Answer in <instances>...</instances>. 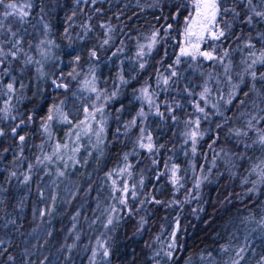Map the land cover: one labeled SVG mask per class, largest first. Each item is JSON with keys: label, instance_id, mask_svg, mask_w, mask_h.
Wrapping results in <instances>:
<instances>
[{"label": "trees", "instance_id": "16d2710c", "mask_svg": "<svg viewBox=\"0 0 264 264\" xmlns=\"http://www.w3.org/2000/svg\"><path fill=\"white\" fill-rule=\"evenodd\" d=\"M27 2L0 0V264H264V0H217L211 59L181 54L195 0Z\"/></svg>", "mask_w": 264, "mask_h": 264}, {"label": "snow or ice", "instance_id": "6c2138e0", "mask_svg": "<svg viewBox=\"0 0 264 264\" xmlns=\"http://www.w3.org/2000/svg\"><path fill=\"white\" fill-rule=\"evenodd\" d=\"M8 7L16 10V4L15 3L9 4ZM195 7H196V15H197L198 20L193 21V26L196 25L197 23H199L202 30H209V25L214 24V22L216 20V16L219 12L217 0H196ZM17 14L20 16L26 15L23 8L18 9ZM262 15H264V14H262ZM187 33L189 36L194 34L192 32V26L189 27V29L187 30ZM213 35L215 36V34H213ZM219 35L222 36L223 32L221 31L219 33ZM202 38L203 37H201V39ZM216 38H219V37L216 36ZM193 47L198 50L199 45H194ZM181 54L182 55H189L190 53L188 52L187 49H181ZM201 55H204L205 57H207L209 59L212 58L210 53H201ZM177 62H179V61H177ZM8 87L11 88L12 86L9 85ZM205 91H207V89H205ZM200 110L203 111V109H200ZM20 139L23 140L24 138L21 137ZM148 147H151V146L148 145ZM133 195H135V193H133Z\"/></svg>", "mask_w": 264, "mask_h": 264}, {"label": "rangeland", "instance_id": "374dc122", "mask_svg": "<svg viewBox=\"0 0 264 264\" xmlns=\"http://www.w3.org/2000/svg\"><path fill=\"white\" fill-rule=\"evenodd\" d=\"M27 1H28L27 2L28 5H29L30 2H31V0L30 1L27 0ZM195 4H196V0H195ZM20 8H22V7L21 6L20 7L19 6L18 7L16 6V10L17 9H20ZM196 20H198V18H197L196 11H195V14H194L193 18L191 19V21H190V23H189V25L187 27V30H188L189 27L192 26V32L194 34L191 35V36H189L188 33H187V30H186L185 46H184V49H187L188 52L190 53L189 55H191L192 57H196L197 55L203 53V51L201 49V43H202V39L203 38L201 39V37H204L205 33L208 31V30H202V28H201V26H200L199 23H197L196 25L193 26V21H196ZM213 26H214V24L209 25V30ZM153 36H156V35L154 34ZM152 41H153V39L150 42L148 41L147 44H150ZM50 43L52 44V47L55 44V43H52V41ZM194 45H199L198 50L193 47ZM42 52H43V54L45 56L52 57V55L55 52V48H47V49L43 48L42 49ZM91 55H94V52H91ZM83 79H84V81L86 83L85 86H87V84H90L91 78H90L89 75H85V77ZM85 131H86V134H88V135H90V136L93 137V133H94L93 131H91L88 128H86ZM76 135H78V134H76ZM76 135L74 137L68 138V140H70V139H72V140L76 139V137H77ZM118 171L122 172L123 170H118ZM118 179H119V175H118V177L117 176L112 177L111 180H112V183H113L114 186H117L118 185Z\"/></svg>", "mask_w": 264, "mask_h": 264}]
</instances>
